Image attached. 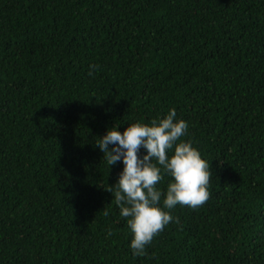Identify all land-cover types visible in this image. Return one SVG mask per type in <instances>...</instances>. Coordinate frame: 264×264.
<instances>
[{
    "label": "trees",
    "instance_id": "obj_1",
    "mask_svg": "<svg viewBox=\"0 0 264 264\" xmlns=\"http://www.w3.org/2000/svg\"><path fill=\"white\" fill-rule=\"evenodd\" d=\"M169 107L209 196L133 255L95 141ZM0 264H264V0H0Z\"/></svg>",
    "mask_w": 264,
    "mask_h": 264
},
{
    "label": "clouds",
    "instance_id": "obj_2",
    "mask_svg": "<svg viewBox=\"0 0 264 264\" xmlns=\"http://www.w3.org/2000/svg\"><path fill=\"white\" fill-rule=\"evenodd\" d=\"M187 128L188 122L169 107L162 116L132 121L122 131L115 124L107 127L95 141L108 165H123L107 189L131 230L133 255H143L145 245L174 220L170 210L175 205L195 207L209 196V161L191 140L181 139ZM164 174L170 178L161 189Z\"/></svg>",
    "mask_w": 264,
    "mask_h": 264
}]
</instances>
